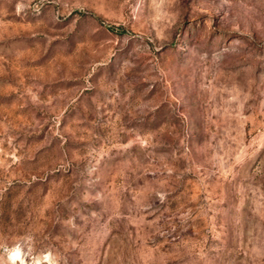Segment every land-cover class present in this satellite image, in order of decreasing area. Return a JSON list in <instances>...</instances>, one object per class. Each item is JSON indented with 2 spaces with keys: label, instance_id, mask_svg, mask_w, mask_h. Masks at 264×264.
<instances>
[{
  "label": "rangeland",
  "instance_id": "rangeland-1",
  "mask_svg": "<svg viewBox=\"0 0 264 264\" xmlns=\"http://www.w3.org/2000/svg\"><path fill=\"white\" fill-rule=\"evenodd\" d=\"M26 236L264 264V0H0V245Z\"/></svg>",
  "mask_w": 264,
  "mask_h": 264
},
{
  "label": "clouds",
  "instance_id": "clouds-1",
  "mask_svg": "<svg viewBox=\"0 0 264 264\" xmlns=\"http://www.w3.org/2000/svg\"><path fill=\"white\" fill-rule=\"evenodd\" d=\"M22 8V4H17V14L21 12ZM24 246H27V252L24 251ZM0 247L7 255V264H17V262L19 264H60V257L51 250L33 255L31 236L24 237L23 244L18 243L12 248H8L6 245H0ZM0 264H5L2 257H0Z\"/></svg>",
  "mask_w": 264,
  "mask_h": 264
}]
</instances>
